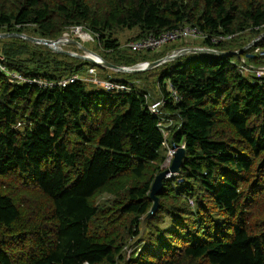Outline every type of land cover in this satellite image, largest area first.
Wrapping results in <instances>:
<instances>
[{
    "label": "trees",
    "instance_id": "16d2710c",
    "mask_svg": "<svg viewBox=\"0 0 264 264\" xmlns=\"http://www.w3.org/2000/svg\"><path fill=\"white\" fill-rule=\"evenodd\" d=\"M185 25L239 35L193 45L240 51L264 33V0H0V33L57 40L84 28L97 38L93 51L120 67L190 46L126 47ZM0 44L11 72L59 81L95 68L132 88L48 91L0 71V264H264V79L234 65H264L253 54L264 38L242 56L182 57L137 74L23 39ZM162 100L161 116L174 122L167 139L149 107ZM166 144L186 153L150 215ZM104 193L112 205H97Z\"/></svg>",
    "mask_w": 264,
    "mask_h": 264
},
{
    "label": "built area",
    "instance_id": "2783aa9c",
    "mask_svg": "<svg viewBox=\"0 0 264 264\" xmlns=\"http://www.w3.org/2000/svg\"><path fill=\"white\" fill-rule=\"evenodd\" d=\"M239 36L238 34H218V35H211L203 30H201L198 27L194 26H182L180 28L171 30V31H165L162 32L159 36L150 35L146 38H142L136 41H132L129 44H127V47H129L131 50L135 52H146V51H153L157 52L160 51L161 48L164 46L177 42V41H183V42H203V41H209L212 45L218 46L221 43H225L228 41H232L235 38ZM264 33L257 38L258 41L263 40ZM90 40L93 41V39L90 37ZM89 41V40H87ZM212 48V47H207ZM215 49V48H212ZM254 56H259L261 58H264V48L263 47H255ZM4 59L0 55V71L5 72L13 82L20 84V85H32L37 86L42 90H54L56 88H65L69 86L70 84L76 83V82H85V83H92L97 85L98 87H103L104 90L108 92H116V93H130L132 92L131 87L127 86L126 84H120L115 83L111 81H105L100 80L99 77H97V70L95 68H92L88 71V75L82 76V75H75L70 78H65L59 81H48L43 79H37V78H30L27 76L22 75L21 73L17 72H11L7 69L6 66L2 64L1 61ZM234 65H237L238 70L243 75H249L254 74L259 78H264V65H254L249 64L246 60V58H242L240 64L234 63ZM171 97L175 101H180L179 96L177 93L173 90V94ZM164 100H162L159 104L150 106V111L157 115L158 114V105H163ZM162 121L158 124L159 130L163 133L165 138L167 139L170 133L171 127L174 126V122L169 119L162 118ZM169 147V154H168V163L170 165L174 154L176 152V149L174 147ZM168 165V166H169Z\"/></svg>",
    "mask_w": 264,
    "mask_h": 264
},
{
    "label": "water",
    "instance_id": "95a60500",
    "mask_svg": "<svg viewBox=\"0 0 264 264\" xmlns=\"http://www.w3.org/2000/svg\"><path fill=\"white\" fill-rule=\"evenodd\" d=\"M9 38H18V39L29 41L34 44L44 45L48 47L49 49H51L52 51H54L55 53L73 56L81 60L95 63L99 65L100 67H104V68H108V69H111L117 72L128 73V74H137V73L147 72L155 68H158L166 63L174 62L182 57H188V56H197V55L209 56V57L219 56L223 58L242 56V54L244 53L246 49H248L251 46L256 45V43L258 42V40L255 39L246 48L240 51H230V52L220 51L217 49L206 48V47L188 46V47L178 48L174 50L173 52L169 53L164 58L154 61V62L142 63V64H138L133 67H120V66H116L108 62L101 55L87 48L86 46H84L82 43H80L76 39L67 38L66 35H63L57 40H49V39L33 37V36L26 35V34H21V33H0V40L9 39ZM66 44H73L77 46L83 52V54H76V53L62 50L61 47ZM174 148L176 149V152L174 154V157L170 165L165 167V170H163L156 177L152 185L150 196L154 201V206L152 207L150 215H153L159 207V195L162 193L165 181L174 178L180 172V168H181L183 159L185 157L186 149H185V146H177V147L174 146Z\"/></svg>",
    "mask_w": 264,
    "mask_h": 264
},
{
    "label": "rangeland",
    "instance_id": "374dc122",
    "mask_svg": "<svg viewBox=\"0 0 264 264\" xmlns=\"http://www.w3.org/2000/svg\"><path fill=\"white\" fill-rule=\"evenodd\" d=\"M76 29L77 28H72L69 31H67L64 35H67V38L76 39L77 41L81 42L87 48L90 47L89 49H92V50H95V51L99 52V49L97 48V45H96V43H97L96 36H94L88 30L82 28L81 29L82 33H86L87 35H89L93 39V41H91L89 38H80L79 37L80 35L76 33ZM126 36H129V34L126 33V34L120 36L121 39H122V42H125L127 40L128 37H126ZM87 40H89V41H87ZM190 43H193V42H190ZM76 47L73 44H66V45H63L61 47V49L64 50V51H68V52H72V53H76V54H83V52L78 47L77 48ZM0 48H1V44H0ZM197 56H200V55H197ZM142 63H147V62H142ZM142 63H140V64H142ZM162 70H161V72H162ZM157 74H158V71L157 72H154V74H152V78H150V81L152 82L151 88L154 87L153 80H155L157 78L156 77ZM97 76H98V74H97ZM136 83L137 84H142V81H138ZM165 83H167V79L165 80ZM168 84L170 85V82H168ZM98 89L102 90L103 87H98ZM152 105H154V104H152ZM20 129H22V128L20 127ZM168 146H169L168 144L165 145V148L167 150V157H166V161H165V164H164L165 167H167L169 165V163L167 162L168 161V154H169V147ZM114 201H115V197L112 194H110V193H104L100 197H98V199H97V205H100V206H110V205L113 204ZM136 247H137V245L135 244L131 251H133Z\"/></svg>",
    "mask_w": 264,
    "mask_h": 264
},
{
    "label": "bare ground",
    "instance_id": "6f19581e",
    "mask_svg": "<svg viewBox=\"0 0 264 264\" xmlns=\"http://www.w3.org/2000/svg\"><path fill=\"white\" fill-rule=\"evenodd\" d=\"M185 26H186V25H185ZM187 26H188V25H187ZM189 26H192V25H189ZM194 27H195V26H194ZM76 33L80 35V36H79L80 38H89V39H90V36H89V35H87L86 33H82L81 28H77V29H76ZM66 36H67V35H66ZM177 42H180V41H177ZM80 43H81V42H80ZM173 43H176V42H173ZM170 44H171V43H170ZM168 45H169V44H168ZM166 46H167V45H166ZM126 47H127V45H126ZM164 47H165V46H164ZM164 47H163V48H164ZM127 48H129V47H127ZM163 48H161V50H162ZM129 49H130V48H129ZM96 65H97V64H96ZM98 66H99V65H98ZM116 72H117V71H116ZM74 76H75V75H74ZM97 77H98V76H97ZM260 79H264V78H260ZM105 81H108V80H105ZM111 82H112V81H111ZM124 84H125V83H124ZM126 85H127V84H126ZM96 86H97V85H96ZM127 86H129V85H127ZM129 87H130V86H129ZM169 87H170V92H171L170 94L172 95L174 89L171 87V85H169ZM131 89H132V88H131ZM174 91H175V90H174ZM175 92H176V91H175ZM115 93H116V92H115ZM176 93H177V92H176ZM177 95H178V94H177ZM179 98H180V97H179ZM148 99H149V98H148ZM180 100H181V99H180ZM150 106H152V104H150ZM150 106H149V107H150ZM157 117H159L160 122L162 121V120H161L162 118H165V117H162V116H161V114H160V112H159V109H158ZM165 119H167V118H165ZM169 120H170V119H169ZM160 122H159V123H160Z\"/></svg>",
    "mask_w": 264,
    "mask_h": 264
},
{
    "label": "crops",
    "instance_id": "0c3cea01",
    "mask_svg": "<svg viewBox=\"0 0 264 264\" xmlns=\"http://www.w3.org/2000/svg\"><path fill=\"white\" fill-rule=\"evenodd\" d=\"M180 42H183V41H180ZM176 43H177V42H176ZM171 44H174V43H171ZM171 44H169V45H171ZM167 46H168V45H167ZM192 46L199 47V46H198V43H196V44H194V45H193V43L190 44V47H192ZM165 47H166V46H165ZM165 47H164V48H165ZM182 48H183V47H182ZM206 48H207V47H206ZM177 49H178V48H177ZM175 50H176V49H175ZM173 51H174V50H173ZM173 51H172V52H173ZM154 105H156V104H154Z\"/></svg>",
    "mask_w": 264,
    "mask_h": 264
},
{
    "label": "clouds",
    "instance_id": "9594fccd",
    "mask_svg": "<svg viewBox=\"0 0 264 264\" xmlns=\"http://www.w3.org/2000/svg\"><path fill=\"white\" fill-rule=\"evenodd\" d=\"M194 47H196V46H194Z\"/></svg>",
    "mask_w": 264,
    "mask_h": 264
}]
</instances>
